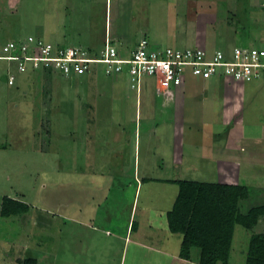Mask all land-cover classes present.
Returning a JSON list of instances; mask_svg holds the SVG:
<instances>
[{"label":"rangeland","instance_id":"374dc122","mask_svg":"<svg viewBox=\"0 0 264 264\" xmlns=\"http://www.w3.org/2000/svg\"><path fill=\"white\" fill-rule=\"evenodd\" d=\"M250 1L171 0L170 4L165 5L163 16L158 18L162 19V24L153 25V29L156 30V35L165 36L163 46L170 45L180 49L198 48L213 53L232 44L253 45L259 37L255 24L261 16L260 10L255 8V13L252 11ZM51 3L53 4L49 6ZM70 3L76 4L77 11ZM6 5L9 6L5 7ZM49 8L53 15H48ZM143 9L139 11L145 12ZM146 11L149 18L151 11L149 8ZM153 11L157 12L156 9ZM105 14L107 15L105 0H7L0 7V47L12 39L24 40L37 35L45 38V41L55 42L54 29L57 28L56 35L60 37L59 30L66 26V37L61 41L65 43L63 45L73 44L86 48L95 39H103ZM127 14L128 12L125 19L128 18ZM72 18L83 20L85 30L90 27L87 40L83 36V26L77 34L81 39L76 35L73 24H69ZM138 21L141 23L135 25L145 30L144 20ZM259 23L260 29L264 30V22ZM142 36L144 34L139 30L138 38ZM154 44L152 43L153 47L161 46ZM2 62L0 61V203L4 196H9L28 203L29 210L24 215L17 216L18 218L0 219V264H26L27 259H35V264H62L61 260L64 264H116L112 258L107 259L108 253L103 250L99 251L98 263L86 260L81 262L83 257L74 250V237L60 236L62 218L50 216L57 213L56 208L64 201L68 202L77 196L76 183L80 175L84 178L92 175L98 177L92 174L94 171L76 172V163L81 162L84 155L82 148L75 152L76 146H83L80 142L86 141L90 133H95L99 141L94 146L95 152L89 146L92 156L89 160L101 161L98 172H110L111 176H119V173L123 175V180H117L116 183L113 181V191L129 194L134 190L132 181L128 185L133 173L138 178L171 179L183 176L201 181L214 180L215 167L211 171L206 168L210 164V156L206 154H209L211 148L223 146L224 142V146L257 147L254 137L262 131L261 123L264 124L262 79L236 82L218 71L206 78L187 76L186 79H190L186 81L187 88L184 84L177 86L176 101L163 106L159 105L161 96L155 94L154 84L150 79L142 80L140 95L136 97L135 89L130 87L129 76L124 78L112 72L107 73L102 64H92V67L96 66L95 75L83 73L64 77L54 71L47 73L42 67L34 68L27 74L26 71L30 70L29 63L21 69L18 63L7 62L4 69L2 64L5 63ZM16 78L23 79V82L18 83ZM69 80L73 81L70 86ZM232 84L243 85V94L233 91L230 88ZM78 86L81 92L77 97ZM169 96L170 93H163L165 102L169 101ZM90 98L92 109L85 103ZM255 102H258V107ZM93 115L98 119L91 117ZM253 122L258 126L251 133L250 126ZM260 138L264 145V136ZM178 149L197 150L205 154L195 172L201 175L185 173L186 162H179L183 164L178 165L176 161L168 159L176 156ZM183 158L187 160V156ZM213 158L215 161H211L212 165L217 162V158ZM258 158H262V155L259 154ZM162 159L169 161L164 163ZM218 159L226 161L223 157ZM243 161L240 162V171L251 181L252 197L248 202H242V212L253 202L264 204V189L260 182L264 178V165L258 161L254 164L248 160ZM226 164L227 162L223 163ZM221 169L224 170L225 167ZM231 170L234 169L231 167L229 171ZM242 175L240 177L244 178ZM156 181L143 184L138 209L147 200L160 204L162 210L171 205L175 183ZM124 182L127 184L124 185ZM17 222L21 225L20 228L13 226ZM145 228L151 229V235L146 237L143 233L141 238H152L160 248L152 242L158 249L157 252L150 251L144 257L143 252H140L141 256L136 261L132 255L122 264H183L178 262V256L175 255L181 242L180 233L171 234L166 229L151 228L147 224ZM262 232V216L256 226L250 229L235 225V245L230 251L228 264H244L249 236ZM243 237L244 250L241 252L239 248L243 244ZM97 248H102V245ZM134 250L136 249L132 246L133 254ZM61 252L64 257H61ZM197 253L198 248H192L193 259ZM51 254L56 256V261ZM140 259L144 261L140 263Z\"/></svg>","mask_w":264,"mask_h":264},{"label":"crops","instance_id":"0c3cea01","mask_svg":"<svg viewBox=\"0 0 264 264\" xmlns=\"http://www.w3.org/2000/svg\"><path fill=\"white\" fill-rule=\"evenodd\" d=\"M5 1L7 0H0V7H2V3ZM168 3L170 4L171 0H105V5L107 7V15L105 14L103 39H100L101 37H99V39H95V41L89 46H87L86 48L79 46V45L77 47L87 49L92 52H97L102 48L105 39H109L111 43L115 44L119 50H125V49H130L134 47L139 42V40L142 38L148 39V41H150L151 44L155 43L154 45L163 46L162 40L164 39L165 36L156 35L157 34L155 32L156 30L153 28L155 25L157 26V24H162L161 23L162 19H158V18L163 16L165 5H167ZM52 4L53 3H51L49 6H51ZM9 5H6L5 7H8ZM71 5H72V8L75 11H77L76 4H71ZM108 6L111 9L109 11H108ZM141 8L142 9L145 8L143 9L145 10V12H140L139 9ZM148 8L151 11V13L149 14L150 15L149 18L147 16L148 11H146ZM153 9H156L157 12L153 11ZM127 12H128L127 14L128 18L125 19ZM48 15H53V11L51 9ZM141 15H143L144 17ZM77 19L78 18H72V22L69 23L71 25L73 24L72 26L74 27L76 35L81 32L82 30L81 26H83V20L77 21ZM141 19L144 20L145 30H142L135 25V23L136 24L141 23L140 21H138ZM87 24H89V20L87 21ZM139 25H142V24H139ZM151 25L152 26L154 25V26L152 27ZM160 28H162V26ZM42 29L43 28H41V30ZM65 29H66V26H64L62 30H59V34H61L60 37H57L56 35V33L58 34L57 28L54 29L56 31L55 32L56 41L55 42H50L48 40L46 41L50 42L55 47L56 46L57 47L74 46L73 44L63 45L65 43L61 42L66 37V35L64 34ZM85 29L86 28L83 26V31H84L83 36L85 40H87L91 31H90V27L88 30H85ZM139 30L141 33L144 34V36L140 38H138ZM36 37L45 40V38H43L42 36L37 35ZM71 37L73 38L74 36L72 35ZM101 42H102V45H100ZM167 46H170V45H167ZM2 63H5V64H2ZM2 63H1L2 67L6 69V62H2ZM38 67H41V66H37V67L30 66L29 67L30 70L28 69V71H26L27 74H29L30 71L32 72L33 71L32 69L38 68ZM42 70L46 71L47 73L50 71L51 72L54 71V72H57L60 76H64V77H71L72 75H77V76L82 75V74L65 75V74H61L57 70L46 69L44 67H42ZM95 71H96V66L95 67L91 66L90 70L86 72L85 74L95 75L94 73ZM116 76H120L124 78L126 77L125 75H122V74L116 75ZM186 77L184 81L182 82L185 88H187L188 86L186 81L190 80L189 78L186 79ZM16 79L18 83L23 82V79H19V80L18 78ZM31 79L33 82V77ZM234 81L237 82V80H234ZM72 82L73 81L69 80L68 82L69 86H70V83ZM242 86H238V84H232L230 85V88L233 91L237 92V94H241V93L243 94V92H241ZM141 87L138 91L134 88L136 97H139ZM178 87H175L174 89L170 90L169 101L167 100V102H165L164 101L165 97H161L162 99L161 98L159 99L160 101L159 105L162 104L163 106H166L169 104H173L177 98L176 94L178 93V89H177ZM181 88L183 89V87ZM80 89L81 88L78 86V90H76L77 97L79 93L81 92ZM85 103L88 106H90L92 109L93 104H92L91 98L87 99ZM255 105L256 107H258L259 106L258 102H255ZM256 110L257 109L255 108V111ZM233 112H234V109H233ZM135 115H136L135 118L137 119L138 111L136 112ZM98 116L101 117V115L99 114ZM91 117H93L94 119L96 118L95 115ZM261 125H262L261 127L262 131L256 133L258 136L254 137L256 139V142L258 143L257 147L245 148V147H236V146H224L225 145V142H224L223 146L218 145V146L212 147L209 154H206L210 156V158L208 159V162L210 164L206 165V168L208 169V171H211L212 168L215 167L216 177L214 179H216L217 181L223 182V183H243L249 188L248 197L246 199H242L239 201L238 205H239L240 212H242L240 208L242 202L244 201L248 202V200L252 197V194H251L252 184L250 183L251 181L249 182L247 175L244 176L241 174L240 167L242 166V164H240V162H242L243 160L244 161L248 160V162L254 164L255 161H258L259 163H262V165H264V145L261 144V138H260L264 136V124L261 123ZM257 126L258 125L255 124L254 122L253 124H251L250 126L251 133L253 132V128ZM87 137L89 138L86 141L80 142V144L83 146L80 147L78 144L75 149V152L79 148H82L84 151L83 159L81 160V162L76 163V172L84 173L85 170L94 171L92 172V174H96L98 175V177H95L94 175H92L91 177L87 176V178H84L83 176L80 175L78 182L76 183L77 192L75 193H77V196L68 202L64 201L60 205V207L56 208L57 213L54 215H50V216L62 218L61 225L59 226L60 236L64 238L71 237V236L74 237V241H75L73 245L74 250H77L83 257L81 258V262L86 260V261H89L90 263L91 262L98 263L97 259L100 258V256H98L100 250H103L105 251V253H108L107 259L112 258L113 260L116 261V264H122L123 261H125L128 257H132V255L135 256L134 259L136 261V258L138 256H141L140 252H143V257L146 254L148 255L150 251L157 252L158 249H156L155 246L152 244V242H154L152 238L143 239L141 238V236L143 235V233H145L146 237L151 235V229L147 230L145 228L146 224L148 225V227H151V228L156 227L161 230L166 229L169 231L167 227L166 212L168 209H170L172 203L169 206V208L162 210L160 209V204L157 205L147 200L144 203V206L141 205V207L138 209V200L141 195L142 186L143 184H148L151 180L152 181L158 180V182L163 181L167 183H174L175 179H181L185 177L182 176L181 178L172 177L171 179H163V178L151 179L152 177L138 178L133 173V177L128 183V185H131V181L132 183H134V190L132 192H129V194H127V192L113 191L115 188L113 181L116 183L117 180H123L124 177H122L123 175H121L120 173H119V176H111L110 172L108 173L98 172L99 164L101 161L93 160V159L91 161L89 160V158H92L90 154L89 146H91L92 151L95 152L94 146L99 141V138H97L98 136L95 133H90ZM206 152H208V149ZM178 154H179V157L177 158ZM178 154L176 156L174 155L172 158L169 157L168 159L169 160L171 159L172 162L176 161L178 165L179 164L182 165L184 162H186L187 169L184 170V172L191 173V174L195 173L197 169H199V166L202 163V159H203L201 157L205 156V154H201L197 150L196 151L194 150L184 151V149H180V151L178 149ZM259 154L262 155V158H258ZM184 156H187V160H184L183 158ZM213 157L217 158V162L214 165H212L211 163L212 160L215 161ZM219 157H223L226 161H223V159L219 160L218 159ZM168 159L166 161L164 159L162 160H164L163 162L165 163L169 161ZM134 162H135V158H134ZM179 162H183V163H179ZM224 162H227V164L223 165ZM161 167H163V164H161ZM222 167H225V169L222 170L221 169ZM231 167L234 170L229 171ZM237 168L239 169V171ZM206 174L207 173H205V175ZM240 174L244 176V178H241ZM195 175H201V174L195 173ZM96 181H99V182L96 183ZM260 182L262 183L263 189H264V178ZM126 184L127 183L124 182V185ZM176 192H177V186L173 194V200H174ZM136 198H137V201H136ZM253 203L254 204H252L251 206H247L248 208L243 213L247 212L252 207H257L263 204L262 202H253ZM17 216H20V215H17ZM17 216H11V218H18ZM0 219H2V217H0ZM132 222L134 223L133 228H132ZM13 226L16 228H20L21 225L17 222V224ZM102 241H104L105 243H102ZM244 241L245 239L243 237L242 239L243 244L239 248L241 252H243L244 250L243 249ZM98 245H102V248L98 249L97 248ZM156 245L160 248V246L157 243ZM234 245L235 243L232 242L231 250H233ZM132 246H134L136 249L134 250V254L132 251ZM178 252H179V249H178ZM178 252L175 255L178 256L179 263L198 264L199 250H198V253L195 259H193L192 255H190V259L188 260L180 258L178 255ZM61 257H64L63 252H61ZM174 258L177 259V257L175 256ZM54 259H55L54 261H56V256L54 257ZM75 259L80 260L79 258H75ZM142 261L144 260H141V259L139 260L140 263ZM61 262L62 264H64L62 260Z\"/></svg>","mask_w":264,"mask_h":264},{"label":"built area","instance_id":"2783aa9c","mask_svg":"<svg viewBox=\"0 0 264 264\" xmlns=\"http://www.w3.org/2000/svg\"><path fill=\"white\" fill-rule=\"evenodd\" d=\"M260 16L264 22V0H259ZM30 46V47H29ZM96 53L77 46L55 47L38 37L7 41L1 48L0 61L16 62L21 69L41 66L61 74H83L92 64H102L107 73L130 77V86L137 91L144 78L154 84L161 97L182 84L186 76L206 78L218 71L232 80H264V32L253 45L232 44L223 50L207 53L198 48L153 47L142 38L130 49L119 50L105 39Z\"/></svg>","mask_w":264,"mask_h":264},{"label":"trees","instance_id":"16d2710c","mask_svg":"<svg viewBox=\"0 0 264 264\" xmlns=\"http://www.w3.org/2000/svg\"><path fill=\"white\" fill-rule=\"evenodd\" d=\"M258 2L250 1L253 12L255 8L260 10ZM259 22H262L260 18L255 26L260 37L264 30L260 29ZM174 183L177 192L166 212V220L171 233L182 235L179 257L188 260L191 249L198 248V264H228L235 225L245 229L254 227L259 218L264 216V204L252 207L245 213L240 212L239 201L249 195V188L243 183L187 178L175 179ZM28 210L29 205L25 201L9 196L1 199L2 218L22 215ZM25 262L35 264L36 261L27 259ZM244 264H264V232L249 236Z\"/></svg>","mask_w":264,"mask_h":264},{"label":"clouds","instance_id":"9594fccd","mask_svg":"<svg viewBox=\"0 0 264 264\" xmlns=\"http://www.w3.org/2000/svg\"><path fill=\"white\" fill-rule=\"evenodd\" d=\"M12 40H13V39H12ZM5 43H6V42H5ZM5 43H4V44H5ZM4 44H3V45H4ZM3 45H2V46H3ZM2 46L0 47V49L2 48Z\"/></svg>","mask_w":264,"mask_h":264}]
</instances>
